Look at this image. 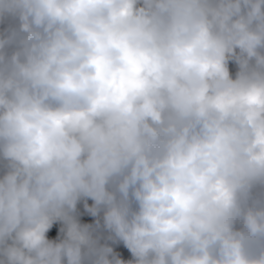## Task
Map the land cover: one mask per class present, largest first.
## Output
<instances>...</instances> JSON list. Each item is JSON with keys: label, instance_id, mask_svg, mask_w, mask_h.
<instances>
[{"label": "clouds", "instance_id": "9594fccd", "mask_svg": "<svg viewBox=\"0 0 264 264\" xmlns=\"http://www.w3.org/2000/svg\"><path fill=\"white\" fill-rule=\"evenodd\" d=\"M0 264H264V0H0Z\"/></svg>", "mask_w": 264, "mask_h": 264}]
</instances>
